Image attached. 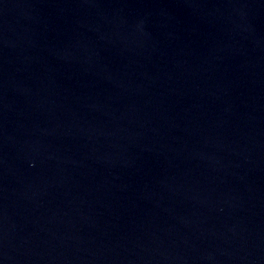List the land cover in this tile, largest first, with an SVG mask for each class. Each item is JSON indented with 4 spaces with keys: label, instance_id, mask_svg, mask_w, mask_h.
I'll list each match as a JSON object with an SVG mask.
<instances>
[{
    "label": "water",
    "instance_id": "water-1",
    "mask_svg": "<svg viewBox=\"0 0 264 264\" xmlns=\"http://www.w3.org/2000/svg\"><path fill=\"white\" fill-rule=\"evenodd\" d=\"M0 264H264V0H0Z\"/></svg>",
    "mask_w": 264,
    "mask_h": 264
}]
</instances>
